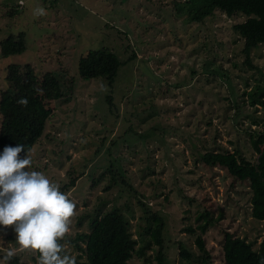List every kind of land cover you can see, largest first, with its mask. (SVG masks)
<instances>
[{
    "label": "rangeland",
    "instance_id": "1",
    "mask_svg": "<svg viewBox=\"0 0 264 264\" xmlns=\"http://www.w3.org/2000/svg\"><path fill=\"white\" fill-rule=\"evenodd\" d=\"M204 1L0 0V41L18 32L25 41L22 52L0 56V91L8 87L9 64H29L60 82L63 96L53 101L44 134L27 155L28 170L43 172L60 187L76 177L72 187L60 188L76 202L69 236L87 231L83 215L103 204L127 216L135 237L144 225L139 200L164 220L165 264H185L178 244L198 254L194 233L201 232L204 212L212 218L201 235L209 264L221 263L223 229L252 249L264 238V218L250 216L247 183L199 160L220 145L254 161L248 134L264 128V42L245 63L242 38L232 29L245 16L214 9L190 20ZM41 7L46 14L36 15ZM98 49L119 61L111 86L103 77L77 75L78 58ZM109 170L122 174L131 190L109 181ZM187 226L195 232L185 231ZM0 247L18 248L11 226H0ZM69 251L77 253L71 245ZM15 256L38 264L33 251ZM129 264H142V258L134 256Z\"/></svg>",
    "mask_w": 264,
    "mask_h": 264
},
{
    "label": "trees",
    "instance_id": "2",
    "mask_svg": "<svg viewBox=\"0 0 264 264\" xmlns=\"http://www.w3.org/2000/svg\"><path fill=\"white\" fill-rule=\"evenodd\" d=\"M217 9L226 16L240 13L244 20L232 25V29L242 38V52L245 63H249V53L264 42V0H205L189 14L192 21H200ZM10 10L9 14L14 15ZM25 48L24 34L18 32L8 35L0 41V56L20 53ZM119 61L116 56L103 49L88 50L80 56L76 64L77 75L83 80L103 77L108 86L116 74ZM4 80L8 87L0 91V152L7 145L22 144L25 154L32 145L44 134L45 122L52 114L53 101L63 96L60 82L51 72H37L29 64H9L5 67ZM264 94V92H262ZM253 95V94H252ZM26 99L27 105L18 103ZM249 144L256 157L253 162L246 159L240 150L233 147L231 151L219 146L218 150H205L199 155V160L208 166L223 168L234 180L246 182L250 190V216L255 220L264 218V128L252 130L249 134ZM23 155V153L21 154ZM109 181L120 182L131 187L123 180V175L107 171ZM76 177H72L60 187L67 190L74 185ZM110 184L107 183L104 189ZM137 203L144 208V225L142 232L134 230L135 237L129 230L130 222L127 216L117 207L102 209L97 205L87 218V231L79 230L72 236H66L65 241L77 251L76 264H129L134 256L142 258V264L153 261L154 264H165L166 245L164 244V220L162 216L147 208L145 204ZM81 219V218H80ZM199 233L190 227L183 229L194 236V244L198 254L194 255L178 244V256L185 264L199 262L209 264L210 255L201 236L207 222L212 218L207 212L201 214ZM211 222V221H210ZM80 223V220L78 221ZM136 227L139 228L138 222ZM219 242L220 264H264V238L257 247L252 249L251 243L235 232L223 229ZM150 252L147 253L146 250ZM39 258V253L35 252ZM7 264H24L17 256Z\"/></svg>",
    "mask_w": 264,
    "mask_h": 264
},
{
    "label": "clouds",
    "instance_id": "3",
    "mask_svg": "<svg viewBox=\"0 0 264 264\" xmlns=\"http://www.w3.org/2000/svg\"><path fill=\"white\" fill-rule=\"evenodd\" d=\"M35 14L46 12L41 7ZM27 102L18 101L25 106ZM31 166L22 144L7 145L0 152V226L13 228L18 245L0 247L5 252L0 264L25 250L39 253L38 264H76L69 244L61 243L71 232L76 202L43 172L28 170Z\"/></svg>",
    "mask_w": 264,
    "mask_h": 264
}]
</instances>
